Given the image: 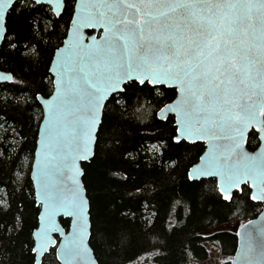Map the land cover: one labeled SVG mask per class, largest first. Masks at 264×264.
Listing matches in <instances>:
<instances>
[{
	"label": "snow or ice",
	"instance_id": "obj_1",
	"mask_svg": "<svg viewBox=\"0 0 264 264\" xmlns=\"http://www.w3.org/2000/svg\"><path fill=\"white\" fill-rule=\"evenodd\" d=\"M69 11L71 37L63 41L65 47L48 53L55 95L41 99L40 87L33 93L34 103L43 104L47 114L41 112L43 123L37 129L34 177L43 226L36 233L38 246L29 237V264H43L54 249L51 233L59 231L60 214L76 220V231L60 253L64 264H74L83 250L89 212L100 251L118 252L124 245L133 223L127 205L113 207L114 199L105 195L99 205L90 197V207L75 175L71 189L66 177L78 158L91 154L93 134L99 125L103 135L109 112L119 125L131 104L129 92L160 88L175 94L161 115L169 123L168 114L176 116L167 139L160 135L165 153L184 142H209L204 164L186 172L190 187H197L201 177L217 176L218 195L232 201L233 190L243 191L250 181L255 190L250 199L264 201V0H69L68 7L64 0L54 5L0 0V44L22 59L40 58L48 27L44 21L55 27ZM86 28H102L104 34L85 43ZM4 103L11 102L0 99ZM105 103L112 107L102 112ZM111 138L116 151L119 136L113 132ZM158 158L163 157L158 153ZM9 196L7 207L0 206V251L5 252L19 242L16 233L22 231L16 215L20 204ZM254 232L242 237V250L232 264H264V226L258 235ZM19 246L23 253L24 243Z\"/></svg>",
	"mask_w": 264,
	"mask_h": 264
},
{
	"label": "trees",
	"instance_id": "obj_2",
	"mask_svg": "<svg viewBox=\"0 0 264 264\" xmlns=\"http://www.w3.org/2000/svg\"><path fill=\"white\" fill-rule=\"evenodd\" d=\"M68 3L65 0V7ZM62 15L63 20L55 18L59 20L55 27L44 21L48 27L43 34L42 57L22 59L3 45L0 49L5 53L0 55V70L14 77L12 83L0 85V99L11 102L0 104V197L3 198L0 206L7 207L9 194L19 202L16 215L22 231L16 235L25 248L22 253L19 242H14L11 250L0 251V264H29L28 240L29 237L33 240L40 211L30 173L24 174V162L34 157L42 117V108L34 103L33 93L37 87L42 88V96H49L52 91L48 53L62 45L72 13ZM129 97L131 104L118 126L113 123L111 112L108 113L103 135L99 130L95 156L83 164L90 207L93 203L90 197L99 205V197L111 196L113 207L127 205L126 212L133 221L118 252L111 248L100 251L99 237L92 230L90 244L98 263L209 264L210 249L215 248L224 256L218 264H230L238 241V230L229 228L230 223L240 220L245 224L256 218L263 206L250 199L249 186L235 192L232 201L221 200L214 179L200 180L195 188L189 186L186 172L199 161L205 146L184 142L183 147L164 152L161 132L166 140L175 121L173 117L170 118L173 123L161 121L157 112L175 99L174 93L157 88L155 92H129ZM111 107L106 104L104 109ZM113 132L119 136L116 151H113ZM154 144L162 145L160 152L150 153L149 146ZM158 153L163 158H158ZM20 212L25 214L23 218ZM3 218L0 213V219ZM62 224L68 229V220H62ZM53 251L47 254L43 264H59Z\"/></svg>",
	"mask_w": 264,
	"mask_h": 264
},
{
	"label": "water",
	"instance_id": "obj_3",
	"mask_svg": "<svg viewBox=\"0 0 264 264\" xmlns=\"http://www.w3.org/2000/svg\"><path fill=\"white\" fill-rule=\"evenodd\" d=\"M48 2L52 3L54 5L55 0H48ZM76 2V0H75ZM64 7H65V0H64ZM63 14V13H62ZM58 18V17H57ZM83 34L84 36L87 38L85 40V43H90L91 39L93 37H95L96 40H100L103 36V29L102 28H86L83 30ZM71 37V21H70V25L67 29L66 32V36L64 38L63 41H66L68 39H70ZM2 47V44H0V49ZM65 47V44L62 43V45L60 46V48ZM53 60L55 59V57L52 58ZM51 68V65H50ZM49 68V73L52 77V91L50 93V95L48 97H46L47 99H51L52 96L55 95V83H54V73L50 71ZM2 76H9L11 77V80L8 81H4V80H0V85L1 84H6V83H12L13 82V75L11 73H7L4 71L0 70V77ZM45 97L41 96V99H43ZM174 102V100L170 103H168L167 105H165L158 113V117L159 119H161V115H162V110H164L168 105L172 104ZM107 103H105L103 105V109L102 112L104 110V107ZM42 111L44 113V116H46L47 114V110L46 108H44L43 104H40ZM168 116H173L174 117V121L176 120V116L174 113H169ZM43 123V117L41 118V121L39 123V126H42ZM99 125L97 126L96 131L93 134V143L91 145V154L88 156L87 159H83V158H78L76 160L75 163V169L70 170L68 172V175L66 177V184L68 185L69 189H71L73 187L72 185V176L73 174L75 175V179L79 181V188L80 191L83 193V195L85 196V199L89 201L88 195H87V190L85 188L84 182H83V177H84V169H83V164L89 163L95 156V149H96V143H97V138H98V134H99ZM187 143L190 144H197V143H203L205 146V150L204 153L201 155L199 161L194 164L189 170H191L192 168L195 167H200L204 164V159L207 156L208 153V149H209V142L208 141H196V142H192V141H188ZM38 151H39V137L37 135V140H36V148H35V152H34V157H33V162H32V167H31V172H30V179L32 181L33 184V189H34V196H35V201H36V206L39 207L40 211H42L43 209V204L36 199V194L38 193V182L37 180L34 178L36 175V164L39 160V156H38ZM206 180V179H214L217 182V187L219 189L220 186V178L217 176H204L201 177L199 179L200 180ZM250 184L251 182L249 181V183L247 185H243L242 187L245 186H249L250 188ZM251 194L255 191L253 189H251ZM235 192H241L238 190H233V195ZM71 193L69 192V195ZM253 201V200H252ZM255 203H259L263 206V209L261 211V213L254 219L249 220L248 222H246L245 224H243L240 229L238 230V241H237V248L236 251L234 253V256L230 262V264H232L233 261L237 260L239 257V254L242 250V237H245L246 234L250 231V230H255L254 234L258 235L259 234V228L261 226H264V201H253ZM89 206H90V201H89ZM39 211V213H40ZM89 227H88V232L87 235L84 236V243H83V250L81 252V254L76 257L74 259V264H99L95 255V252L93 251L92 247H91V236H92V225H91V212H89ZM39 217V216H38ZM62 220H68L69 221V227L68 229H66L63 224H62ZM56 223L58 225L59 231L57 232H53L51 233V238L54 242V249H50L49 252L47 254H49L52 250H55V254H56V258L57 261L59 262V264H64L63 262V258L60 256V253L62 252L64 245L66 243V238L71 237L74 232L76 231V220L75 217L73 216H69V215H64V214H60L56 217ZM42 222L38 219V225L37 228L33 231L32 233V237L33 240L36 241V244L38 246L39 241L36 237V233L39 232L40 228L42 227ZM46 254V255H47ZM39 259V258H38Z\"/></svg>",
	"mask_w": 264,
	"mask_h": 264
},
{
	"label": "rangeland",
	"instance_id": "obj_4",
	"mask_svg": "<svg viewBox=\"0 0 264 264\" xmlns=\"http://www.w3.org/2000/svg\"><path fill=\"white\" fill-rule=\"evenodd\" d=\"M160 110L161 109H159L158 112H157V117H158V113H159ZM158 119H159V117H158ZM161 148H162V145H158V144H154V145H150L149 146L150 153L160 152ZM32 162H33L32 160L24 162V174L30 173L31 167H32ZM242 225L243 224L240 222V220H235V221H232L230 223L229 228L237 231V230L240 229V227ZM210 252H211V256L208 259V263L209 264H212V263L213 264H218V263H221L224 260V256H221V254L219 253L218 249H215V248L212 249L211 248Z\"/></svg>",
	"mask_w": 264,
	"mask_h": 264
},
{
	"label": "flooded vegetation",
	"instance_id": "obj_5",
	"mask_svg": "<svg viewBox=\"0 0 264 264\" xmlns=\"http://www.w3.org/2000/svg\"><path fill=\"white\" fill-rule=\"evenodd\" d=\"M50 74V73H49ZM6 84H10V83H6ZM51 86H52V82H51ZM158 89H160V88H158ZM52 90V89H51ZM42 96V95H41ZM43 97H48V96H43ZM162 109V108H161ZM173 116H169V118H172ZM174 118V117H173ZM159 120H161V119H159ZM162 121V120H161ZM32 161H33V159H32ZM31 172V171H30Z\"/></svg>",
	"mask_w": 264,
	"mask_h": 264
}]
</instances>
